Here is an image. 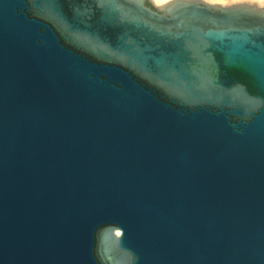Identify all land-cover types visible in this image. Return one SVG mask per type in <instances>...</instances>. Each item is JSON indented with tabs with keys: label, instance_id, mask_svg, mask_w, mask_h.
<instances>
[{
	"label": "water",
	"instance_id": "water-1",
	"mask_svg": "<svg viewBox=\"0 0 264 264\" xmlns=\"http://www.w3.org/2000/svg\"><path fill=\"white\" fill-rule=\"evenodd\" d=\"M0 264H264V0H0Z\"/></svg>",
	"mask_w": 264,
	"mask_h": 264
},
{
	"label": "rangeland",
	"instance_id": "rangeland-1",
	"mask_svg": "<svg viewBox=\"0 0 264 264\" xmlns=\"http://www.w3.org/2000/svg\"><path fill=\"white\" fill-rule=\"evenodd\" d=\"M221 1H223V0H221Z\"/></svg>",
	"mask_w": 264,
	"mask_h": 264
}]
</instances>
